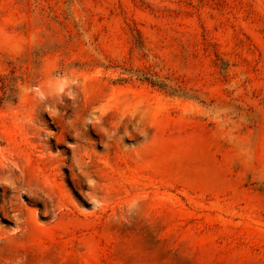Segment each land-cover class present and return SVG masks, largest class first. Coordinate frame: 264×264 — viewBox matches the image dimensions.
<instances>
[{
	"label": "rangeland",
	"instance_id": "rangeland-1",
	"mask_svg": "<svg viewBox=\"0 0 264 264\" xmlns=\"http://www.w3.org/2000/svg\"><path fill=\"white\" fill-rule=\"evenodd\" d=\"M38 260L264 264V0H0V264Z\"/></svg>",
	"mask_w": 264,
	"mask_h": 264
},
{
	"label": "bare ground",
	"instance_id": "bare-ground-1",
	"mask_svg": "<svg viewBox=\"0 0 264 264\" xmlns=\"http://www.w3.org/2000/svg\"><path fill=\"white\" fill-rule=\"evenodd\" d=\"M137 234H138V233H137ZM133 236H134V235H133ZM132 238H133V237H132ZM134 239H135V238H134ZM137 239H138V238H137ZM139 239H142V237H141V238L139 237ZM139 239H138V240H139ZM131 240H132V239H131ZM142 240H143V239H142ZM135 241H136V239H135ZM136 242L138 243V241H136ZM139 242H140V241H139ZM137 243H136V244H137ZM132 244H133V243H132ZM132 244L129 243V245H132ZM140 244H141V243H139V245H140ZM127 246H128V245H127ZM131 247H132V246H131ZM135 247H136V246H135ZM139 247H140V246H139ZM141 247H142V246H141ZM142 249H143V248H142ZM131 250H132V249H131ZM132 251H133V250H132ZM136 251H137V250H136ZM128 252H129V251H128ZM134 252H135V251H134ZM131 253H133V252H131ZM131 253H130V255H132ZM133 254L136 255L135 253H133ZM134 255H133V256H134ZM137 255H138V257H140L139 254H137ZM129 257H131V256H129ZM135 257H136V256H135ZM135 257H133V258H135ZM133 258H131V259H133ZM146 258H147V257H144V259H146ZM136 259L138 260V258H136ZM151 259H152V258H151ZM154 260H155V259H154ZM154 260H153V261H154ZM143 261H144V260H143ZM151 261H152V260H151ZM153 261H152V262H153ZM34 263H35V262H34ZM40 263H41V260H38V261H36L35 264H40ZM153 263H156V261L153 262ZM167 264H168V263H167ZM169 264H170V263H169Z\"/></svg>",
	"mask_w": 264,
	"mask_h": 264
}]
</instances>
